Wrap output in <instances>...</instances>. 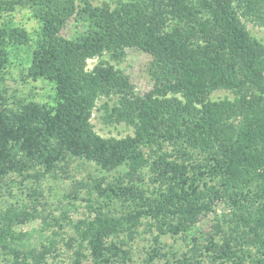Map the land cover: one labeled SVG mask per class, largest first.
<instances>
[{"label": "trees", "instance_id": "trees-1", "mask_svg": "<svg viewBox=\"0 0 264 264\" xmlns=\"http://www.w3.org/2000/svg\"><path fill=\"white\" fill-rule=\"evenodd\" d=\"M18 7L39 24L25 76L54 92L9 102L0 88V199L12 175L37 179L66 157L125 171L92 179L88 212L66 215V235L58 217L43 218L50 234L38 247L17 227L39 216L40 192L31 191V210L0 206L7 264H156L166 235L188 238L167 264H264V42L247 28H264V0H0V81L8 48L30 41L13 20ZM75 17L87 24L64 36ZM128 48L150 56L146 92L116 67ZM218 90L232 97L211 98ZM94 110L132 134L99 135ZM211 213L202 232L198 223ZM142 226L155 235L139 263L130 242Z\"/></svg>", "mask_w": 264, "mask_h": 264}, {"label": "rangeland", "instance_id": "rangeland-1", "mask_svg": "<svg viewBox=\"0 0 264 264\" xmlns=\"http://www.w3.org/2000/svg\"><path fill=\"white\" fill-rule=\"evenodd\" d=\"M101 1L103 0H91L94 5L99 4ZM12 17L14 22L25 27L29 33L30 41L27 45L19 44L8 48V63L4 70L3 80L0 81V88L4 87L6 89V96L9 102L14 101L13 96L32 98L30 97L31 95L34 99L49 100V95L54 92L53 84L44 79L32 81L25 76V69L30 62V51L33 42L39 36V24L28 8L18 7L12 13ZM86 24L87 20L82 17L71 18L62 29V34L67 37H73ZM247 28L264 42V28L252 23H247ZM149 60L150 56L147 53L128 48L124 60L116 64V67L121 68L128 75L135 89L141 93L148 91L152 87V80L147 72ZM96 61V58L89 59L88 68H91ZM112 63L115 62L113 61ZM32 86L34 87L33 89ZM225 95L232 97L228 91L218 90L211 94V98H222ZM99 102L100 100L98 104ZM90 122L94 131L103 137H121L126 134H132V128L125 126L123 123L114 125L105 124L100 118V111L98 110L93 111ZM65 161L51 174H46L37 179L31 176L23 180L19 176L12 175L7 181L6 187L1 189L3 195H1L0 206H25L28 210L32 209L31 205L33 202L31 200L34 199L31 196V191L36 189L37 192H40L39 196H37L40 201L36 204L39 216L17 227L22 232L28 233L26 241L32 247H38L41 242H45L46 236L50 234L49 228L43 224V218L48 222L51 215L58 217L60 223L64 226L62 228L64 231L63 235H66L67 232L71 231L66 215L74 220L83 217L88 212L86 199L89 187L92 188L94 184L92 179L104 176L107 180H112L113 177L125 171L124 167H119V171L107 172L101 170L93 162L81 158L66 157ZM145 180L148 182L146 177ZM94 195H96L95 191ZM216 212L220 215L224 211L219 206L216 208ZM213 217L214 214L212 213L201 217L198 229L202 232H207L212 227ZM140 229V234L137 235L134 241L130 242L133 259L139 263L146 257V251L154 246L153 236L155 235V232H149L145 226H142ZM194 235L197 236L199 241L203 238L199 232H195ZM187 240V237L184 239L180 236H161L160 246L162 247L161 252L164 256L156 259V264H167L168 260L170 261L174 256L180 255L188 247ZM59 248L63 252L64 247L61 244ZM63 255L61 257L62 262L65 261ZM6 257L0 254V264H7V261L4 260ZM200 259H202V262L198 264H213L209 258L200 257Z\"/></svg>", "mask_w": 264, "mask_h": 264}]
</instances>
